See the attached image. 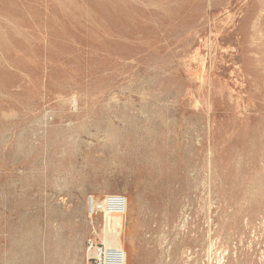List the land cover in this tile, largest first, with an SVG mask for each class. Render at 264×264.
Segmentation results:
<instances>
[{
    "label": "rangeland",
    "instance_id": "1",
    "mask_svg": "<svg viewBox=\"0 0 264 264\" xmlns=\"http://www.w3.org/2000/svg\"><path fill=\"white\" fill-rule=\"evenodd\" d=\"M109 194L126 264H264V0H0V264H89Z\"/></svg>",
    "mask_w": 264,
    "mask_h": 264
},
{
    "label": "built area",
    "instance_id": "2",
    "mask_svg": "<svg viewBox=\"0 0 264 264\" xmlns=\"http://www.w3.org/2000/svg\"><path fill=\"white\" fill-rule=\"evenodd\" d=\"M127 199L122 194H109L101 200L89 197L87 200L88 217L93 224L95 220H105L112 216L126 214ZM93 226L92 234L86 239L85 251L89 264H126L124 252L107 247Z\"/></svg>",
    "mask_w": 264,
    "mask_h": 264
},
{
    "label": "bare ground",
    "instance_id": "3",
    "mask_svg": "<svg viewBox=\"0 0 264 264\" xmlns=\"http://www.w3.org/2000/svg\"><path fill=\"white\" fill-rule=\"evenodd\" d=\"M127 215H129L128 199H127L126 214L123 216H112L106 219L105 223H103L104 227L102 232L104 244L107 247L115 248L123 251L125 255V262H126L127 251H130L132 255L135 248L134 239L130 236L128 230L125 229L124 226ZM112 225L113 227H111Z\"/></svg>",
    "mask_w": 264,
    "mask_h": 264
}]
</instances>
